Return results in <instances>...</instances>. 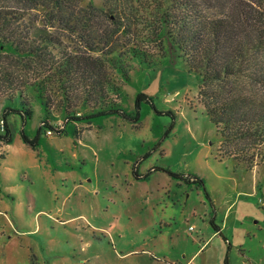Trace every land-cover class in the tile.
<instances>
[{
  "label": "rangeland",
  "instance_id": "374dc122",
  "mask_svg": "<svg viewBox=\"0 0 264 264\" xmlns=\"http://www.w3.org/2000/svg\"><path fill=\"white\" fill-rule=\"evenodd\" d=\"M165 54L125 88L132 109L139 87L151 98L137 124L114 116L78 124L80 137L75 127L62 136L43 130L33 148L20 116L8 117L0 264H188L205 244L194 264H264V154L253 169L221 155L199 79L179 53ZM6 97L0 87V108ZM33 107L32 141L44 117Z\"/></svg>",
  "mask_w": 264,
  "mask_h": 264
},
{
  "label": "trees",
  "instance_id": "16d2710c",
  "mask_svg": "<svg viewBox=\"0 0 264 264\" xmlns=\"http://www.w3.org/2000/svg\"><path fill=\"white\" fill-rule=\"evenodd\" d=\"M0 0V142L20 116L25 144L43 130L80 137L77 126L118 116L139 123L151 103L132 75L160 65L166 49L196 76L199 101L221 137L220 153L258 166L264 154V0ZM158 50V51H157ZM31 94V95H30ZM44 114L33 141V104ZM58 116H63L58 121ZM4 122V125H1ZM60 122V123H59ZM244 143L233 152L224 148ZM218 232V230H216ZM227 264V261H226Z\"/></svg>",
  "mask_w": 264,
  "mask_h": 264
},
{
  "label": "crops",
  "instance_id": "0c3cea01",
  "mask_svg": "<svg viewBox=\"0 0 264 264\" xmlns=\"http://www.w3.org/2000/svg\"><path fill=\"white\" fill-rule=\"evenodd\" d=\"M216 234H217V233H216ZM216 234H215V236H216ZM206 245H207V244H205V246H206ZM205 246H203L201 249H204ZM201 249H200V251H201ZM200 251H199V252H200ZM199 252H198V253H199ZM198 253H197L194 257L191 258V260L188 262V264H194L195 259H196L197 255H198ZM202 255H203V251L200 253V256H202ZM174 264H176V263H174Z\"/></svg>",
  "mask_w": 264,
  "mask_h": 264
},
{
  "label": "built area",
  "instance_id": "2783aa9c",
  "mask_svg": "<svg viewBox=\"0 0 264 264\" xmlns=\"http://www.w3.org/2000/svg\"><path fill=\"white\" fill-rule=\"evenodd\" d=\"M1 125L3 126L4 125V122H1ZM49 136H52V132H48L47 133Z\"/></svg>",
  "mask_w": 264,
  "mask_h": 264
}]
</instances>
